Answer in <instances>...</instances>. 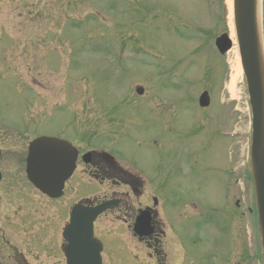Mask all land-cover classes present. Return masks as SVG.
I'll return each mask as SVG.
<instances>
[{
    "label": "rangeland",
    "instance_id": "rangeland-1",
    "mask_svg": "<svg viewBox=\"0 0 264 264\" xmlns=\"http://www.w3.org/2000/svg\"><path fill=\"white\" fill-rule=\"evenodd\" d=\"M28 2L30 7L24 0H0V25L4 27H0V147L3 157L0 169L11 171L7 166L12 165L14 171L24 170L27 143L34 137L33 134L61 137L72 144L74 140L84 151H108L106 147L116 154L124 167L140 175L144 182V197L149 201L157 198L160 203L164 228L163 224L160 227L165 237L159 238L160 247L158 245L156 253L144 248L139 250L141 257L148 259V254H151L157 264H181V255L177 250H185L182 264H256L255 261H246V256L252 257L257 252L254 213H244L253 203L251 187L243 181L249 165L246 140L238 142V139L219 136L222 132L247 133L249 117L243 86H237L236 97L227 89L231 62L234 57L238 58L237 53L234 56L230 51L220 57L213 45L215 37L229 32L224 2ZM43 5L47 17L43 25L49 27L46 28L49 36L45 40L37 39L35 43L38 42V45L44 42V45L38 46L33 40L42 24L38 25L39 17L35 13L42 11ZM27 7L29 10L26 12ZM107 8L116 15L109 19L110 13L102 11ZM92 10L97 13H85ZM29 11L31 16L27 15V20L24 14L20 16V13ZM262 11L264 23V0ZM50 13H61L62 19L71 13L84 15L54 28L50 27V20L54 16ZM55 18L60 19V16L55 14L53 20ZM11 25H16L19 32L14 33L15 28ZM189 26L194 27L195 31L188 30ZM31 27L35 32L31 31ZM111 31L115 32L108 35ZM188 34L189 39H184ZM120 37L125 40L123 49L127 54L136 56L137 51L134 53V50L136 47L139 50V45L151 48L155 54L149 51L142 58L143 62H132L133 66L116 59L109 63L112 61L109 57H105L106 61L103 62L100 55L93 51L99 38L108 44L107 38ZM64 38L73 41L72 51L68 47L62 49L60 40ZM12 39L14 42L16 40L15 45ZM29 39L32 42L26 47ZM50 40H54L55 46ZM20 48H28L30 54L35 52L32 58L25 60L28 66L23 67L19 57L12 59ZM65 54L75 55L66 59ZM141 56L140 53L138 59ZM73 74L80 76L83 83L79 85L83 86L84 93H74L76 91L69 79ZM31 79L40 83L34 81L30 84ZM26 81L31 87L36 83V92ZM137 86L142 87L143 95L135 94ZM204 90L209 92L211 104L210 108L200 109L197 100ZM63 102L66 103L58 107ZM55 106L57 108L53 110ZM200 122L204 124L203 133L195 131ZM13 130L23 137L29 132L30 136L22 139L14 135V138L2 139L3 133L7 137ZM217 140L225 146L222 151L224 166L221 169L234 167L240 172L238 178L242 177L235 179V183L229 177L228 183H224L232 186V195L236 194L239 198L234 214L236 222L228 218L231 208L224 203V189L217 191L212 180L218 178L219 170L215 169L212 148L207 147L206 150L205 146ZM205 163L206 170L203 169ZM189 164L191 169L187 172ZM208 169L215 174L212 178L207 175ZM85 180L77 177L74 183L70 182L72 184L61 200L63 205L59 203L55 208L63 212V218H66L77 197L112 191ZM229 187L228 191L231 190ZM122 188L119 186L114 190L121 191ZM28 190L22 189V195H25L21 199L23 221L20 229L16 230V250L23 252L18 241L36 245L40 247L36 253L44 259L47 250L42 240L34 238L41 234L40 228L34 227V217L41 215L45 199ZM216 192L218 195L214 198ZM143 198L134 201L140 203L142 200L144 205H149ZM31 200L34 203L29 206ZM215 201L218 210L212 213L209 203L214 205ZM219 216L223 229L221 235L211 241L212 230L206 223L209 219L220 221ZM104 223L97 225V229L102 228V234ZM130 224L131 219L125 225ZM12 229L13 224L9 226V231ZM170 243H173L176 251ZM44 262L48 264L47 260Z\"/></svg>",
    "mask_w": 264,
    "mask_h": 264
},
{
    "label": "water",
    "instance_id": "water-1",
    "mask_svg": "<svg viewBox=\"0 0 264 264\" xmlns=\"http://www.w3.org/2000/svg\"><path fill=\"white\" fill-rule=\"evenodd\" d=\"M234 18L253 114L251 159L255 180L259 232L264 255V62L257 24L256 0H234ZM223 41L227 43L224 37ZM222 47L226 50L228 45H222ZM138 92L141 93L140 90ZM200 104L207 106L206 94L202 95ZM72 153L71 148L55 139L41 138L36 140L30 147L27 159L29 179L44 193L51 195L58 191L61 183L72 170ZM106 207H108L107 204L96 209L79 206L73 210L71 223L64 232V236L71 243L69 247L72 253L70 264H76L77 249H80L83 241H89L91 223L98 213ZM78 239H80L78 246H74ZM89 246L86 244L83 247L89 249ZM83 247L80 252L87 250ZM94 261L95 255L92 256L91 263Z\"/></svg>",
    "mask_w": 264,
    "mask_h": 264
},
{
    "label": "flooded vegetation",
    "instance_id": "flooded-vegetation-1",
    "mask_svg": "<svg viewBox=\"0 0 264 264\" xmlns=\"http://www.w3.org/2000/svg\"><path fill=\"white\" fill-rule=\"evenodd\" d=\"M101 171H105L104 168L93 163L89 166L84 165L83 167V172L93 176L101 175ZM4 189L9 190L10 187H6ZM134 192L137 193L136 190H134ZM0 194L4 195L5 192L0 189ZM139 195L140 192H138V196ZM8 196L10 198L5 196L0 197V211L5 216L3 220L8 225H10V223L13 225L16 224L17 220L20 222L19 226L21 227L23 217L20 218L19 214L20 211H22V204L18 201L15 203V197L11 195ZM4 201L7 202V207L2 205ZM119 206V219L122 223H126L129 219H131V224L128 225L129 229H131L135 221V217L138 214V206L135 207L133 203L124 201L122 198L120 200ZM152 215L154 218H152L150 226L152 227L153 233L150 237L144 239L138 238V250L142 251L144 248L150 253H156L158 250V245L160 247L159 238L161 237V231L159 227V219L156 217L155 213H152ZM13 220H15V222H13ZM35 222H37L41 231L39 236L43 237L42 241L45 242V246H48V250L44 252V256H46L44 260H47L48 264H64L62 254L63 243L60 233V231H62V222L60 218H58L56 221H52L46 218L44 215H41L37 220H35ZM22 250L23 252L17 251L14 244L10 242L9 238L6 239L5 235L0 237V260L3 262V264H45L44 260L40 259V254H37L36 252H33L29 249ZM148 257H152V255L148 254ZM138 264H141L139 261V256Z\"/></svg>",
    "mask_w": 264,
    "mask_h": 264
},
{
    "label": "bare ground",
    "instance_id": "bare-ground-1",
    "mask_svg": "<svg viewBox=\"0 0 264 264\" xmlns=\"http://www.w3.org/2000/svg\"><path fill=\"white\" fill-rule=\"evenodd\" d=\"M225 3L227 5L228 8V17H229V21H228V28L230 30V38L232 40L233 43V23L232 20H230L232 14H231V0H225ZM231 52H233V55L235 56V52L236 49L232 48ZM230 75H229V82H228V92L232 95L235 96L236 95V90H237V86L240 83V78H241V72H240V67H239V63H238V59L236 57L233 58V61L231 62V68H230ZM242 86V85H240ZM239 86V87H240Z\"/></svg>",
    "mask_w": 264,
    "mask_h": 264
}]
</instances>
